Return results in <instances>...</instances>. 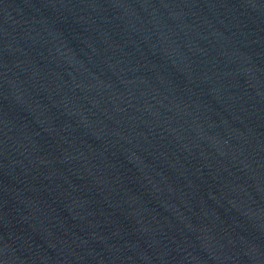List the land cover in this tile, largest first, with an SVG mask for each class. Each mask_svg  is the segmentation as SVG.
Here are the masks:
<instances>
[{"label": "water", "instance_id": "water-1", "mask_svg": "<svg viewBox=\"0 0 264 264\" xmlns=\"http://www.w3.org/2000/svg\"><path fill=\"white\" fill-rule=\"evenodd\" d=\"M0 264H264V0H0Z\"/></svg>", "mask_w": 264, "mask_h": 264}]
</instances>
